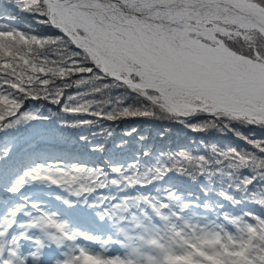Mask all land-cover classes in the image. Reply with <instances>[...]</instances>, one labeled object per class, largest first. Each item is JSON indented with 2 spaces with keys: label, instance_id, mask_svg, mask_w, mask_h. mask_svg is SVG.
<instances>
[{
  "label": "trees",
  "instance_id": "1",
  "mask_svg": "<svg viewBox=\"0 0 264 264\" xmlns=\"http://www.w3.org/2000/svg\"><path fill=\"white\" fill-rule=\"evenodd\" d=\"M25 7L0 0V41H10L9 34L18 40L19 33L63 38L34 7ZM63 47H36L31 56L64 67L77 50ZM236 50L248 54L239 45ZM79 59L91 70L64 78L49 73L43 90L23 94L0 86L19 102L15 115L0 123V210L13 203L10 193L23 180L35 186L29 195L71 224L91 227L107 212L155 257L152 263L193 251V243L201 264H264V152L257 148L264 146V125L204 112L170 114ZM76 107L81 110H68ZM37 168L84 169L99 179L76 195L66 185L25 178ZM150 237L160 245L147 243Z\"/></svg>",
  "mask_w": 264,
  "mask_h": 264
},
{
  "label": "snow or ice",
  "instance_id": "2",
  "mask_svg": "<svg viewBox=\"0 0 264 264\" xmlns=\"http://www.w3.org/2000/svg\"><path fill=\"white\" fill-rule=\"evenodd\" d=\"M21 3L27 4L22 10L34 7L33 12L45 17L43 22L57 29L63 38L30 39L19 33L16 40L9 34L10 41H0V76L7 77L0 86L23 94H30L37 87L43 90L49 85V79L45 78L49 73L64 78L90 71L81 67L82 56L84 61L93 62L104 74L170 114L183 117L204 112L264 125V111H257L252 103V90L264 89V49L257 44L258 40H264V0H21ZM231 39L243 40L248 54L235 53L225 58L226 53L234 51L225 46V40ZM157 41H167L176 48L183 41L188 47L174 60L157 49ZM49 44L61 49L71 45L77 51L68 54L64 67L54 69L35 62L31 56L33 48ZM18 104L12 95L0 91V123L15 115ZM68 110L80 111L81 107ZM257 148L264 152L261 144ZM25 178L63 184L75 190L76 195L90 191L99 179L84 169H42L25 173ZM44 222L65 239H73L64 225L53 218L45 217ZM16 241L13 237L12 243ZM188 248L193 251L183 249L185 256L164 254L163 264H176L186 258H190L189 264H201L194 256L196 245L189 243ZM88 251L78 248L54 264H80ZM4 253L0 244V264H26L11 247L7 255ZM104 264H124V261L112 258Z\"/></svg>",
  "mask_w": 264,
  "mask_h": 264
},
{
  "label": "rangeland",
  "instance_id": "3",
  "mask_svg": "<svg viewBox=\"0 0 264 264\" xmlns=\"http://www.w3.org/2000/svg\"><path fill=\"white\" fill-rule=\"evenodd\" d=\"M225 43L227 47L230 49H233L234 51L238 53H242L240 51L236 50V47L239 45L243 47L244 49H248L245 42L240 39H231V40H225ZM257 44L259 47L264 49V40H258ZM264 106V102L257 101V106ZM258 111V110H257ZM264 111V110H260ZM26 192H23L22 194L18 195L19 197L24 196ZM18 197V198H19ZM20 199V198H19ZM38 208L45 212L49 209L48 206L38 205ZM38 210V214L43 213ZM47 212V211H46ZM49 213V212H48ZM70 227V226H69ZM84 230V229H82ZM85 231V230H84ZM122 232V231H121ZM122 237H125V234L122 232ZM79 248H85L89 250L88 252H85L83 257L81 258V263L87 262L88 264H104V261L112 258H119L120 260L124 261V264H157V262L152 263V259H155V257H148L143 252H141L138 247L132 242L131 239H128V241L125 243V248L121 251H114L110 254L105 253L103 250L94 248L92 246H89L85 244L84 242H79L75 244ZM93 253H96V255H93Z\"/></svg>",
  "mask_w": 264,
  "mask_h": 264
},
{
  "label": "bare ground",
  "instance_id": "4",
  "mask_svg": "<svg viewBox=\"0 0 264 264\" xmlns=\"http://www.w3.org/2000/svg\"><path fill=\"white\" fill-rule=\"evenodd\" d=\"M197 43H199V42H197ZM161 44H164V45H157V49L162 50L163 52L167 53L174 60L176 59L177 54H179L182 49H184L185 47H188V45H186L183 41L179 42L180 48H176L175 45H171L167 41H162ZM226 49H230V48H228L226 46ZM235 53H237V52L233 51L230 53H226L225 58L231 57V56L235 55ZM161 59H164V57L161 56ZM241 59H242V57H241ZM257 79L259 80V79H261V77H257ZM252 93L254 96V99L252 101L253 105H257V101L264 102V89L257 87L256 89L252 90ZM257 109L264 110V106L259 105V107H257ZM80 264H82V263H80Z\"/></svg>",
  "mask_w": 264,
  "mask_h": 264
},
{
  "label": "water",
  "instance_id": "5",
  "mask_svg": "<svg viewBox=\"0 0 264 264\" xmlns=\"http://www.w3.org/2000/svg\"><path fill=\"white\" fill-rule=\"evenodd\" d=\"M161 42H162V41H157L156 43H157V45H164V44H161ZM254 108L257 109L256 106H254Z\"/></svg>",
  "mask_w": 264,
  "mask_h": 264
}]
</instances>
